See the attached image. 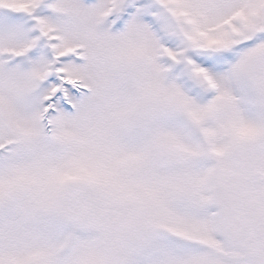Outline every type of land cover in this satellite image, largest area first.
Wrapping results in <instances>:
<instances>
[{"label": "snow or ice", "instance_id": "snow-or-ice-1", "mask_svg": "<svg viewBox=\"0 0 264 264\" xmlns=\"http://www.w3.org/2000/svg\"><path fill=\"white\" fill-rule=\"evenodd\" d=\"M0 264H264V0H0Z\"/></svg>", "mask_w": 264, "mask_h": 264}]
</instances>
